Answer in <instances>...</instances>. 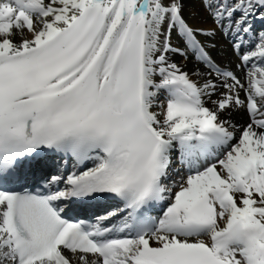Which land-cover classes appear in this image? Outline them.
Segmentation results:
<instances>
[{"label":"snow or ice","instance_id":"1","mask_svg":"<svg viewBox=\"0 0 264 264\" xmlns=\"http://www.w3.org/2000/svg\"><path fill=\"white\" fill-rule=\"evenodd\" d=\"M0 264H264V0H0Z\"/></svg>","mask_w":264,"mask_h":264},{"label":"bare ground","instance_id":"2","mask_svg":"<svg viewBox=\"0 0 264 264\" xmlns=\"http://www.w3.org/2000/svg\"><path fill=\"white\" fill-rule=\"evenodd\" d=\"M219 47H221V48H227L228 45H227V43L222 39V40L220 41ZM220 58H221V59H225V62H228V61L230 60V61H232L233 65L235 64V58H234V56L228 55L227 57H225V55H224L223 53H221V54H220ZM173 59L176 60V61H178L179 63H182V64H184V65H187V67L185 68V70H190L191 67H192V65L189 63V61H187V60H183V59L180 58V57H173ZM234 119H235L236 121H240L241 117H240V115H235V116H234Z\"/></svg>","mask_w":264,"mask_h":264}]
</instances>
